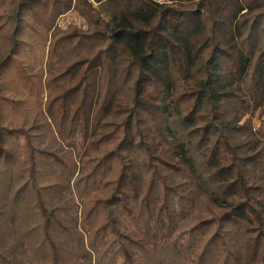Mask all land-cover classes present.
Listing matches in <instances>:
<instances>
[{
	"label": "trees",
	"instance_id": "16d2710c",
	"mask_svg": "<svg viewBox=\"0 0 264 264\" xmlns=\"http://www.w3.org/2000/svg\"><path fill=\"white\" fill-rule=\"evenodd\" d=\"M93 2L0 0V264H264V0Z\"/></svg>",
	"mask_w": 264,
	"mask_h": 264
},
{
	"label": "rangeland",
	"instance_id": "374dc122",
	"mask_svg": "<svg viewBox=\"0 0 264 264\" xmlns=\"http://www.w3.org/2000/svg\"><path fill=\"white\" fill-rule=\"evenodd\" d=\"M73 3L75 0H72ZM88 2L92 3L94 7H97L96 4H94L93 0H87ZM57 24L60 28L63 30L67 29L69 26H74L79 30L86 31L88 29L86 20L77 12L74 10L69 11L68 13L60 16L57 19ZM253 125L254 128H258L260 119L258 118L257 114L253 117Z\"/></svg>",
	"mask_w": 264,
	"mask_h": 264
}]
</instances>
